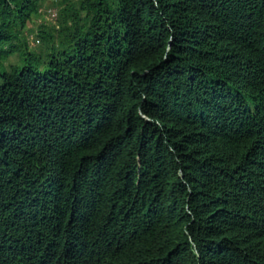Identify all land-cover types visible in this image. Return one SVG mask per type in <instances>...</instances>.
Returning <instances> with one entry per match:
<instances>
[{
  "label": "trees",
  "instance_id": "obj_1",
  "mask_svg": "<svg viewBox=\"0 0 264 264\" xmlns=\"http://www.w3.org/2000/svg\"><path fill=\"white\" fill-rule=\"evenodd\" d=\"M45 2L0 0V264H264V0H67L32 48Z\"/></svg>",
  "mask_w": 264,
  "mask_h": 264
},
{
  "label": "rangeland",
  "instance_id": "obj_2",
  "mask_svg": "<svg viewBox=\"0 0 264 264\" xmlns=\"http://www.w3.org/2000/svg\"><path fill=\"white\" fill-rule=\"evenodd\" d=\"M66 1L67 0H46L44 5L49 8L54 7L52 9H56L57 11V9H62L64 7ZM57 17L52 16L48 12H46L45 14L40 16L35 15L34 18L28 22L25 30L28 34V39L32 48H39L41 46L40 39L36 36V33L39 32L41 25L45 23V25L49 28L54 27L58 24V21H56ZM10 59L15 62L17 60V57L12 56Z\"/></svg>",
  "mask_w": 264,
  "mask_h": 264
},
{
  "label": "built area",
  "instance_id": "obj_3",
  "mask_svg": "<svg viewBox=\"0 0 264 264\" xmlns=\"http://www.w3.org/2000/svg\"><path fill=\"white\" fill-rule=\"evenodd\" d=\"M50 15H52V16H56L57 17V11H56V9H49L48 11H47ZM56 14V15H55Z\"/></svg>",
  "mask_w": 264,
  "mask_h": 264
}]
</instances>
